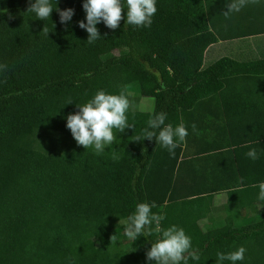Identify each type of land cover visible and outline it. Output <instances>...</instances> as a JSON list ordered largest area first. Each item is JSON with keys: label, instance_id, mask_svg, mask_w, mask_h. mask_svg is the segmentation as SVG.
Here are the masks:
<instances>
[{"label": "trees", "instance_id": "1", "mask_svg": "<svg viewBox=\"0 0 264 264\" xmlns=\"http://www.w3.org/2000/svg\"><path fill=\"white\" fill-rule=\"evenodd\" d=\"M34 2L0 0V65L7 66L0 70V264H154L146 253L159 234L130 240L121 228L138 203H155L162 228L176 225L191 237L199 260L188 264H216L217 252L240 247L245 258L236 264H264L259 188H239L225 134L190 150L188 127L205 98L237 106L264 97V36L218 42L264 28L263 0L229 18V0H156L150 27L127 25L125 9L116 30L97 25L101 37L92 44L78 26L86 23L85 0H50L45 21L27 12ZM56 8L73 9L71 21L61 24ZM121 89L133 128L114 130L100 155L79 146L67 116L97 91ZM145 97L153 99L150 113L138 109ZM160 112L165 124L188 131L174 156L155 138L136 141ZM218 192L226 204L214 206ZM214 208L230 215L203 229Z\"/></svg>", "mask_w": 264, "mask_h": 264}, {"label": "clouds", "instance_id": "2", "mask_svg": "<svg viewBox=\"0 0 264 264\" xmlns=\"http://www.w3.org/2000/svg\"><path fill=\"white\" fill-rule=\"evenodd\" d=\"M258 2L259 0H229L226 5L227 11L223 12V15L229 18L232 14L239 13L249 3ZM82 6L86 13V23L80 21L78 26L88 33L86 41L88 44L94 43L101 37L97 28L99 23L103 22L111 30L119 28L121 21L125 19L123 15L125 9L126 24L136 27H150L157 12L156 0H85ZM53 10L50 0H35L27 12H32L37 19L45 21ZM56 10L61 24L71 21L74 15L73 9L61 11L56 8ZM41 33L48 36L49 32L44 27ZM6 67L0 65V70ZM77 107L79 111L76 114L67 116L66 127L79 146L85 149L94 148L97 155L102 154L106 147L114 143L116 140L114 130L123 133L126 129L133 128V125L128 123L127 113L131 105L125 89H121L119 94H108L104 90L97 91L92 99ZM166 119L167 116L163 112L155 114L147 121V127L142 130L140 136L136 137V141L155 138L156 143L174 156L175 149L185 141L188 131L183 123L175 127L170 123L165 124ZM192 129L196 131L194 124ZM246 156L253 161L259 159L255 148L250 149ZM254 187L259 188L258 199L264 201V182ZM155 207V203H138L135 212L127 218L125 235L130 240H136L140 236L150 237L153 231L159 234V238L152 243L146 253L148 261L154 264H188L189 259L199 260L198 252L192 249L191 237L186 235L183 228L176 225L162 228L161 221L165 216L154 213L152 209ZM116 240L117 236L113 235L111 241ZM245 252L244 247L227 254L217 252L216 264H224L225 261L236 264L244 260Z\"/></svg>", "mask_w": 264, "mask_h": 264}, {"label": "crops", "instance_id": "3", "mask_svg": "<svg viewBox=\"0 0 264 264\" xmlns=\"http://www.w3.org/2000/svg\"><path fill=\"white\" fill-rule=\"evenodd\" d=\"M225 35L228 39L219 38L218 42L264 36V28L240 30ZM262 53L264 54V49ZM208 100L205 98L200 101L191 113L193 120L188 127L195 141L190 150L207 148L204 142L209 140L206 138L208 135H218L219 139V134H225L226 142L233 153V168L239 188L253 187L264 182V97L257 94L244 97V101L237 106L222 100ZM193 124L196 126L195 132L192 129ZM221 140L225 142L224 139ZM252 148L256 149L259 156L255 161L246 156ZM215 198H220L221 204L226 198L225 192L214 194L213 205Z\"/></svg>", "mask_w": 264, "mask_h": 264}, {"label": "rangeland", "instance_id": "4", "mask_svg": "<svg viewBox=\"0 0 264 264\" xmlns=\"http://www.w3.org/2000/svg\"><path fill=\"white\" fill-rule=\"evenodd\" d=\"M141 74L139 73H135L133 76H132V80L140 77ZM127 93L130 95V96H133V97H136V88L130 84L127 86ZM152 106H153V99L152 98H149V97H145V98H141L140 99V102L138 104V109L140 111H143V112H147V113H150L151 110H152ZM259 195V194H258ZM223 198V197H222ZM220 203V198H215L214 200V205L218 206ZM224 204H226V202L223 201ZM256 209V212L257 214L261 213V212H264V205H260L258 206ZM227 215H230V212H224V211H221V210H217V209H213L211 211V213L209 214L208 218L203 220L202 221V227L203 229H206L207 227H211V226H221L223 221H224V218L227 216ZM243 222V221H242ZM234 226L237 225L236 222H234L233 224ZM123 227H121L122 229L125 228V224L122 225ZM121 228L119 230H121ZM118 231V230H117Z\"/></svg>", "mask_w": 264, "mask_h": 264}]
</instances>
